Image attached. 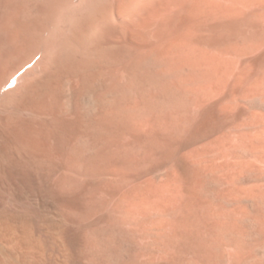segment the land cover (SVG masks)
I'll return each mask as SVG.
<instances>
[{
    "label": "rangeland",
    "instance_id": "rangeland-1",
    "mask_svg": "<svg viewBox=\"0 0 264 264\" xmlns=\"http://www.w3.org/2000/svg\"><path fill=\"white\" fill-rule=\"evenodd\" d=\"M112 2L0 0V264H264V94L236 96L212 122L224 94L199 104L109 43Z\"/></svg>",
    "mask_w": 264,
    "mask_h": 264
},
{
    "label": "bare ground",
    "instance_id": "bare-ground-1",
    "mask_svg": "<svg viewBox=\"0 0 264 264\" xmlns=\"http://www.w3.org/2000/svg\"><path fill=\"white\" fill-rule=\"evenodd\" d=\"M14 2V1H13ZM22 5V4H21ZM1 6V5H0ZM24 6V5H23ZM26 7V6H25ZM24 8V7H22ZM21 9V8H20ZM6 10V9H5ZM59 10V9H58ZM4 11V10H3ZM24 11H22L23 13ZM16 13V12H15ZM27 14V13H25ZM110 20L109 43L114 47H126L133 51L138 61L150 62L158 73L181 92L203 99L224 94L216 106L202 114L210 119L219 111H228L236 96L264 94V0H113L107 12ZM10 15V14H9ZM23 15V14H21ZM25 16V15H24ZM8 17V16H7ZM11 17V16H10ZM19 17V16H18ZM17 19H21L18 18ZM1 18V17H0ZM15 18V17H14ZM12 18V19H14ZM9 19V18H8ZM23 19V18H22ZM85 21V20H84ZM22 22V21H21ZM3 16L0 27L8 30ZM16 23V22H15ZM14 25V24H13ZM25 25V24H24ZM33 25V23H32ZM10 26V25H9ZM23 26V25H22ZM14 27V26H13ZM0 28V29H1ZM15 28V27H14ZM2 29V30H3ZM32 29V28H31ZM24 30V28H23ZM8 32V31H6ZM5 32V33H6ZM13 33V32H12ZM18 38L19 28L13 33ZM3 34V33H2ZM8 34V33H7ZM6 34V35H7ZM9 35V34H8ZM30 35V34H29ZM26 37V36H25ZM6 38V37H5ZM12 39V37H11ZM12 41V40H11ZM10 41V42H11ZM13 42V41H12ZM15 42V41H14ZM13 42V43H14ZM3 43V42H2ZM16 43V42H15ZM9 45V44H8ZM112 47V48H114ZM115 47V48H117ZM110 48V46H109ZM125 48V49H126ZM3 49V48H1ZM11 49V48H10ZM120 49V48H118ZM124 49V48H123ZM106 50V49H105ZM104 50V51H105ZM111 50V49H109ZM107 50V51H109ZM114 50V49H112ZM117 50V49H116ZM116 50H114L116 52ZM5 51V49L3 50ZM121 52V51H120ZM129 52V51H128ZM108 52H106L107 54ZM124 53V52H122ZM129 55L131 52H129ZM7 54V53H6ZM10 54V53H8ZM14 54V53H13ZM103 54V53H102ZM113 54V52L111 53ZM110 54V56H112ZM121 54V53H120ZM128 54V53H126ZM12 55V54H11ZM109 55V54H108ZM116 57L117 54L115 53ZM114 56V55H113ZM119 56V55H118ZM122 56V55H121ZM126 55H124L125 57ZM8 57V56H7ZM17 57V56H15ZM120 57V56H119ZM122 57V60H125ZM129 57V56H127ZM132 57V56H131ZM109 58V56H108ZM115 58V57H114ZM118 58V57H117ZM116 58V59H117ZM121 58V57H120ZM120 58L117 61L121 60ZM112 59V57L110 58ZM109 59V60H110ZM127 59V58H126ZM130 59V58H128ZM14 60V59H13ZM21 61V60H20ZM103 61V60H102ZM115 61V60H114ZM116 61V62H117ZM130 63V60H128ZM132 61V60H131ZM102 63V62H101ZM107 63V62H104ZM119 63V62H118ZM145 63V62H144ZM13 64V63H12ZM113 64V63H112ZM123 63H119L122 65ZM126 64V63H125ZM140 64V63H139ZM143 64V63H142ZM116 65H118L116 63ZM145 65V64H144ZM13 66V65H12ZM77 66V65H75ZM88 66V65H86ZM124 66V64H123ZM146 66V65H145ZM70 67V66H69ZM106 67V65H105ZM121 67V66H119ZM118 67V68H119ZM130 67V66H129ZM150 67H152L150 65ZM102 68V67H101ZM109 68V67H108ZM132 68V67H131ZM9 69V68H8ZM67 69V68H66ZM104 69V68H103ZM115 70V69H114ZM122 70V68H121ZM6 56L0 53V81L7 74ZM79 71V70H78ZM94 71V70H93ZM120 71V70H119ZM137 71V70H136ZM139 71V70H138ZM152 71V69H151ZM150 71V72H151ZM156 71V72H157ZM87 72V71H86ZM91 72V70H90ZM96 72V71H95ZM98 72V71H97ZM92 73V72H91ZM107 73V72H106ZM115 73V72H112ZM66 74H69L68 72ZM93 74V73H92ZM111 74V73H110ZM126 74V73H125ZM128 74V73H127ZM155 74V73H154ZM157 74V73H156ZM88 75V74H87ZM99 75V74H98ZM102 75V74H101ZM106 75V74H105ZM117 71H116V74ZM7 76V75H6ZM91 76V75H90ZM96 76V75H95ZM155 76V75H154ZM80 77V76H79ZM121 78V76H119ZM149 77V76H148ZM64 78V77H63ZM146 78V77H145ZM144 78V79H145ZM157 78V77H156ZM137 79V78H136ZM143 79V80H144ZM161 79V78H160ZM56 80V79H55ZM158 80V79H157ZM164 80V79H163ZM146 81V80H145ZM150 81V80H149ZM60 82V81H58ZM2 83V82H1ZM0 83V84H1ZM162 83H166L162 82ZM169 84V83H167ZM170 84V85H171ZM24 85V84H23ZM58 85V84H57ZM154 85V84H153ZM72 86V85H71ZM167 86V85H166ZM169 86V85H168ZM123 87V86H122ZM158 87V86H157ZM171 87V86H169ZM151 88V87H150ZM138 89V88H137ZM60 90V89H59ZM153 90V89H152ZM166 91V90H165ZM178 91V92H179ZM55 92V91H54ZM62 92V91H61ZM149 92V91H148ZM156 92V91H155ZM159 92V91H158ZM162 92V91H161ZM177 92V93H178ZM102 93V92H101ZM150 93V92H149ZM183 94V93H182ZM186 95V96H187ZM188 95V96H189ZM34 96V95H33ZM146 96V95H145ZM143 96V97H145ZM152 96V95H151ZM102 97V95H101ZM174 97V96H173ZM239 97V96H238ZM51 98V97H50ZM147 97H145L146 100ZM222 98V97H221ZM240 98V97H239ZM246 98V97H245ZM249 98V97H248ZM35 99V97H34ZM38 99V98H37ZM56 99V98H55ZM130 99V98H129ZM144 99V98H143ZM164 99V98H163ZM217 99V97H216ZM244 99V98H242ZM247 99V98H246ZM10 100V99H9ZM65 100V99H64ZM116 100V99H115ZM120 100V99H119ZM160 100V99H159ZM170 100V99H169ZM186 100V99H185ZM43 101V100H42ZM56 101V100H55ZM142 101V100H141ZM162 101V100H161ZM171 101V100H170ZM206 101V100H205ZM215 101V100H214ZM244 101V100H243ZM92 102V101H91ZM202 102V103H201ZM32 103V102H31ZM35 103V102H34ZM133 103V102H132ZM137 103V102H135ZM145 103V102H144ZM143 103V104H144ZM149 103V102H148ZM147 103V104H148ZM154 103V102H152ZM150 103L149 105H152ZM157 103V102H156ZM187 103V102H186ZM189 103V102H188ZM47 104V103H46ZM128 104V103H127ZM204 104V103H203ZM43 105V104H42ZM41 105V106H42ZM55 105V104H54ZM117 105V104H116ZM136 105V104H135ZM158 105V104H157ZM156 105V106H157ZM30 106V105H29ZM130 106V105H129ZM141 106V105H140ZM139 106V107H140ZM144 106V105H143ZM201 106V105H200ZM206 106V105H205ZM212 106V105H211ZM87 107V106H86ZM115 107V106H114ZM117 107V106H116ZM119 107V106H118ZM133 108L135 106H132ZM138 107V108H139ZM57 108V107H56ZM137 107H135L136 109ZM141 108V107H140ZM144 108V107H143ZM192 108V107H191ZM241 108V107H240ZM247 108V107H246ZM245 108V110H246ZM8 109V108H7ZM26 109V108H25ZM24 109V110H25ZM45 109V108H44ZM104 109V108H103ZM116 109V108H115ZM124 109V108H123ZM158 109V107H157ZM168 109V108H167ZM197 109V108H196ZM200 109V108H199ZM232 109V107H231ZM16 110V109H15ZM42 110V109H41ZM48 110V109H46ZM62 110V109H61ZM141 110V109H140ZM143 110V109H142ZM151 110V109H150ZM149 110V111H150ZM160 110V109H159ZM243 110V109H242ZM50 111V110H49ZM54 111V110H53ZM117 111V110H115ZM122 111V109H121ZM121 111L119 113H121ZM133 111V110H132ZM147 111V110H146ZM145 111V115H146ZM168 111V110H167ZM204 111V109H203ZM6 112V111H5ZM14 112V111H13ZM23 112V111H22ZM28 112V111H27ZM30 112V111H29ZM107 112V111H104ZM109 112V111H108ZM107 112V113H108ZM136 112V111H135ZM138 112V111H137ZM136 112V113H137ZM153 112V111H152ZM151 112V115H152ZM155 112V111H154ZM159 112V111H158ZM163 112V111H162ZM171 112V111H169ZM222 112V113H225ZM230 112V111H229ZM242 112V111H241ZM20 113V111H19ZM129 113V112H128ZM239 113V112H238ZM10 114V113H9ZM106 113H104L105 115ZM123 114V113H121ZM120 114V116H121ZM131 114V115H130ZM125 115L132 116V113ZM143 114V113H142ZM150 114V112H148ZM160 114V113H159ZM169 114V113H168ZM167 114V115H168ZM171 114V113H170ZM201 114V115H202ZM244 114V113H243ZM242 114V115H243ZM20 115V114H19ZM103 115V116H104ZM107 115V114H106ZM105 115V116H106ZM116 115V114H115ZM123 114V116H125ZM144 115V116H145ZM150 115V116H151ZM200 115V116H201ZM202 115V116H203ZM224 120L233 122L234 116L225 113ZM241 115V114H240ZM2 116V115H1ZM41 115H39L40 117ZM55 116V115H54ZM92 116V115H91ZM111 116V115H110ZM136 116V115H135ZM138 116V115H137ZM149 115H147L148 117ZM153 116V115H152ZM175 116V115H174ZM239 116V114H238ZM246 116V115H245ZM254 116V115H253ZM252 116V117H253ZM8 117V116H7ZM27 117V116H26ZM36 117V116H35ZM38 117V116H37ZM108 117V116H107ZM112 117V116H111ZM139 117V116H138ZM143 117V116H141ZM172 117V116H171ZM216 117V116H215ZM219 117V116H218ZM5 118V117H4ZM21 118V117H20ZM44 118V117H43ZM73 118V117H72ZM97 118V117H96ZM103 118V117H102ZM118 118V117H117ZM122 118V117H120ZM130 118V117H128ZM162 118V117H161ZM168 118V117H167ZM166 118V120H167ZM205 120V117H202ZM201 118V119H202ZM249 118V116H248ZM56 119V118H55ZM61 119V118H60ZM64 119V118H63ZM125 119V117H124ZM135 119L132 118L130 122ZM141 119V118H140ZM159 119V116H158ZM174 119V118H173ZM185 119V118H183ZM199 119V118H198ZM207 119V118H206ZM209 119V120H210ZM216 119V118H215ZM215 119H212L214 122ZM236 119V118H235ZM47 120V119H46ZM118 120V119H117ZM137 120V119H135ZM145 120V119H144ZM151 120V119H150ZM149 120V121H150ZM154 120H156L154 118ZM176 120V118H175ZM197 120V119H196ZM211 123V121H209ZM17 121V120H16ZM48 121V120H47ZM107 121V119H106ZM105 121V122H106ZM112 121H114L112 119ZM121 121V119H120ZM124 120L122 119L121 122ZM139 121V119H138ZM148 121V120H147ZM146 121V122H147ZM164 122V119L162 120ZM168 121V120H167ZM171 121V120H170ZM174 121V120H173ZM188 121V120H187ZM206 121V120H205ZM220 121V120H219ZM238 121V120H236ZM256 121V120H255ZM56 122V120H55ZM125 122V121H124ZM129 122V123H130ZM145 122V123H146ZM156 122V121H155ZM197 122V121H196ZM226 122V123H228ZM241 122V121H240ZM5 123V122H4ZM14 122H12L13 124ZM46 123V122H45ZM52 123V122H51ZM120 123V122H118ZM149 123V122H148ZM170 123V122H169ZM168 123V124H169ZM180 123V121H179ZM182 123V122H181ZM201 123V122H200ZM236 123V122H235ZM11 124V125H12ZM79 124V123H78ZM105 124V123H104ZM124 124V123H123ZM140 124V123H139ZM150 124V123H149ZM165 124V123H164ZM175 124V122H174ZM184 124V123H183ZM214 124V123H212ZM240 124V123H239ZM242 124V123H241ZM240 124V125H241ZM4 125V124H3ZM6 125H9L6 123ZM17 126L19 124H16ZM103 125V124H102ZM106 125V124H105ZM143 125V124H141ZM176 125V124H175ZM189 125V124H188ZM196 125V124H195ZM202 124H199V126ZM232 125V124H231ZM236 125V124H233ZM238 125V124H237ZM107 126V125H106ZM113 126V124H112ZM125 126V125H124ZM129 126V125H128ZM151 126V125H149ZM203 126V125H202ZM217 126V125H216ZM245 126V125H244ZM3 127V126H2ZM6 128V126H4ZM20 127V126H19ZM18 127V128H19ZM47 127V126H46ZM101 127V126H100ZM123 127V126H122ZM134 127V125H133ZM137 127V123H135ZM148 127V126H147ZM169 127V126H168ZM247 127V126H246ZM12 128V127H11ZM10 128V129H11ZM15 128V126H14ZM17 130V129H14ZM27 128V126L25 127ZM39 128V127H38ZM77 128V127H76ZM109 128V127H108ZM144 128V127H143ZM190 128V127H189ZM201 128V127H200ZM199 128V130H201ZM235 128H238L235 126ZM9 129V128H8ZM7 129V132H8ZM20 129V128H19ZM29 129V127H28ZM34 129V128H33ZM83 129V128H82ZM105 129V128H104ZM120 129V128H119ZM125 129V127H124ZM169 129V128H167ZM191 129V128H190ZM212 129V128H211ZM218 129V128H216ZM232 129V128H231ZM6 130V129H5ZM5 130L3 132H5ZM21 130V129H20ZM106 130V129H105ZM137 130V129H136ZM175 130V129H174ZM193 130V129H191ZM198 130V129H196ZM195 130V131H196ZM198 130V131H199ZM226 130V129H225ZM264 130V129H262ZM30 131V130H29ZM28 131V133H29ZM118 131V130H117ZM132 131V130H131ZM203 131V130H202ZM10 132V131H9ZM23 132V131H22ZM34 132V131H33ZM54 131H52L53 133ZM56 132V131H55ZM115 132V131H114ZM148 132V130L146 131ZM145 132V133H146ZM187 132V131H186ZM190 132V131H189ZM253 132V131H252ZM12 133V132H11ZM25 133V132H24ZM177 133V132H176ZM202 133V132H200ZM258 133V132H257ZM256 133V134H257ZM16 133H14L15 135ZM21 134V132L19 133ZM18 134V135H19ZM121 134V133H120ZM131 134V133H130ZM143 134V133H142ZM148 134V133H147ZM150 134V132H149ZM169 134V133H168ZM204 134V133H203ZM225 134V133H224ZM236 134V133H235ZM246 137L248 138L247 133ZM242 134V135H243ZM7 135V134H6ZM13 135V136H14ZM16 135V137L18 136ZM24 135V134H23ZM26 135V134H25ZM35 135V134H33ZM32 135V136H33ZM50 135V134H49ZM146 135V134H145ZM166 135V134H165ZM193 135V134H191ZM201 134H199L200 136ZM255 135V134H254ZM260 136V134L258 133ZM1 136V135H0ZM116 136V135H115ZM118 136V135H117ZM123 136V135H122ZM121 136V137H122ZM143 136V135H142ZM185 136V135H184ZM187 136V135H186ZM196 136V134H195ZM198 136V137H199ZM240 136V135H239ZM251 136V135H250ZM262 136V135H261ZM4 137V136H3ZM2 137V138H3ZM21 137V136H20ZM24 137V136H23ZM71 137V135H70ZM149 137V135H148ZM181 137V136H180ZM208 137V136H207ZM10 138V137H9ZM15 138V137H14ZM31 138V137H30ZM34 139V137H32ZM116 138V137H115ZM128 138V137H127ZM146 138V137H144ZM164 138V137H163ZM173 138V136H172ZM171 138V139H172ZM193 138V137H192ZM210 138V137H209ZM234 138V136H229ZM244 138V136H243ZM247 138H244L247 140ZM253 138V137H252ZM1 139V137H0ZM24 139V138H23ZM133 139V138H132ZM131 139V140H132ZM177 139V138H175ZM179 139V138H178ZM204 139V138H203ZM264 139V138H263ZM2 140V139H1ZM7 140V139H6ZM14 140V139H13ZM16 140V139H15ZM22 140V139H21ZM37 140V139H35ZM138 140V139H136ZM142 140V139H141ZM152 140V139H151ZM156 140V139H155ZM159 140V139H158ZM167 140V138H166ZM186 140V139H185ZM214 140V139H213ZM219 140V139H218ZM217 140V141H218ZM221 140V139H220ZM242 140V141H245ZM4 141V140H3ZM8 141V140H7ZM10 141V140H9ZM8 141V142H9ZM12 141V140H11ZM135 141V140H134ZM144 141V139H143ZM147 141V140H146ZM154 141V140H153ZM177 141V140H176ZM191 141V140H190ZM227 141V140H226ZM248 141V140H247ZM53 142V141H52ZM152 142V141H151ZM224 142V141H221ZM24 143V142H23ZM55 143V142H54ZM63 143V142H62ZM140 143V142H139ZM154 143V142H153ZM178 143H180L178 141ZM190 143V142H189ZM200 143V142H199ZM245 143V142H244ZM6 144H8L6 142ZM5 144V145H6ZM14 144V143H13ZM34 144V143H32ZM30 142V145H32ZM134 144V143H133ZM205 144V142H204ZM228 145V143H226ZM22 145V144H21ZM36 145V144H35ZM55 145V144H54ZM57 145V144H56ZM176 145V144H175ZM174 145V146H175ZM185 145V144H184ZM200 145V144H199ZM242 145V144H241ZM249 145V143H248ZM129 146V145H128ZM147 146V145H146ZM150 146V144H149ZM181 146V145H180ZM194 146V145H193ZM192 146V150H193ZM197 146V145H196ZM223 146V145H222ZM221 146V147H222ZM3 147V146H2ZM24 147V145H23ZM27 147V146H26ZM53 147V146H52ZM62 147V146H61ZM125 147V146H124ZM202 147V146H201ZM200 147V148H201ZM31 148V147H30ZM34 148V146L32 147ZM42 148V147H41ZM177 148V147H176ZM2 149V148H1ZM57 149V148H56ZM111 149V148H110ZM131 149V148H130ZM134 149V148H133ZM136 149V148H135ZM134 149V150H135ZM27 150V149H26ZM34 150V149H33ZM118 150V149H117ZM139 151L141 149H138ZM137 150V151H138ZM144 150V149H142ZM146 150V149H145ZM144 150V152H145ZM211 150V149H210ZM242 150V149H241ZM17 151V150H16ZM37 152V150H35ZM57 151V150H56ZM138 151V152H139ZM149 151V149H148ZM196 151V150H195ZM137 152V153H138ZM225 152V150H224ZM35 153V152H33ZM40 153V152H39ZM39 153L38 156L40 155ZM116 153V150H115ZM119 153V151H118ZM117 153V154H118ZM123 153V152H122ZM182 153V152H181ZM220 153V152H219ZM257 153V152H256ZM259 153V152H258ZM32 154V153H31ZM36 154V156H37ZM43 154V153H41ZM55 154V153H54ZM129 154V153H128ZM133 154V153H132ZM131 154V155H132ZM140 154V153H139ZM160 154V153H159ZM221 154V153H220ZM244 154V153H242ZM35 155V154H33ZM145 155V154H144ZM153 155V154H152ZM245 155V154H244ZM112 156V155H111ZM116 156V155H115ZM118 156V155H117ZM137 156V155H136ZM141 156V155H140ZM195 156V155H194ZM215 156V155H214ZM55 157V156H54ZM130 157V156H129ZM145 157V156H144ZM148 157V156H147ZM213 157V156H212ZM219 157V156H218ZM225 157V156H224ZM34 158V157H33ZM36 158V157H35ZM52 158V157H51ZM57 158V157H56ZM107 158V157H106ZM109 158V157H108ZM137 158V157H136ZM156 158V156H155ZM196 158V156H195ZM264 158V157H263ZM28 158H26L27 160ZM44 159V158H43ZM55 159V158H54ZM114 159V158H113ZM130 159V158H129ZM128 159V160H129ZM148 159V158H147ZM146 159V160H147ZM154 159V158H151ZM150 159V160H151ZM200 159V158H199ZM31 160H34L31 158ZM161 160V159H159ZM158 160V162H159ZM234 160V159H233ZM245 160V159H244ZM264 160V159H263ZM108 161V160H107ZM112 161V160H111ZM136 161V159H135ZM139 161V160H138ZM148 161V160H147ZM191 161V160H190ZM203 161V160H202ZM217 161V160H216ZM237 161V160H236ZM17 162V161H16ZM21 162V161H20ZM142 162V161H141ZM150 162V161H149ZM152 162V161H151ZM150 162V163H151ZM213 162V161H212ZM15 163V161H14ZM18 163V162H17ZM28 163V162H27ZM111 163V162H110ZM138 163V162H137ZM140 163V162H139ZM156 163V162H155ZM193 163V162H192ZM197 163V162H195ZM242 163V162H240ZM141 165L143 164L140 163ZM139 164V165H140ZM152 164V163H151ZM210 164V163H208ZM114 165V164H113ZM112 165V166H113ZM140 165V166H141ZM35 166V165H34ZM39 166V165H38ZM124 166V165H123ZM127 166V165H126ZM125 166V167H126ZM136 166V165H135ZM143 166V165H142ZM199 166V165H198ZM19 167V166H18ZM17 167V168H18ZM130 167V164H129ZM128 167V169H129ZM260 167V166H259ZM31 168V167H30ZM110 168V167H109ZM108 168V169H109ZM123 168V167H122ZM121 168V169H122ZM132 168V167H130ZM138 169L140 167H137ZM137 168H132L137 169ZM142 168V167H141ZM146 168V167H145ZM214 168V167H213ZM216 169V168H214ZM124 170V169H123ZM144 170V169H143ZM171 170V168H170ZM186 170V169H185ZM233 170V169H232ZM110 171V170H109ZM211 171V170H210ZM217 171V170H215ZM226 171V170H225ZM224 171V172H225ZM34 172V171H33ZM120 172V171H119ZM138 172V171H137ZM151 172V171H150ZM208 172V171H207ZM235 172V171H233ZM159 173H162L159 172ZM201 173V172H200ZM226 173V172H225ZM237 173V172H236ZM16 174V173H15ZM145 174V173H144ZM219 174V173H218ZM217 174V175H218ZM231 174V173H229ZM239 174V173H238ZM154 175H156L154 173ZM161 175V174H160ZM163 175V174H162ZM200 175V174H199ZM215 175V174H214ZM236 175V174H234ZM13 176V175H12ZM11 176V177H12ZM150 176V175H149ZM189 176V175H188ZM204 176V175H203ZM219 176V175H218ZM224 176V174H223ZM231 176V175H230ZM131 177V176H130ZM156 177V176H155ZM154 177V178H155ZM176 177V176H175ZM195 177V176H194ZM214 177V176H212ZM246 177V176H245ZM147 178V177H145ZM181 178V177H180ZM187 178V177H186ZM198 178V177H197ZM201 178V177H200ZM227 178V176H226ZM231 178V177H230ZM12 179V178H11ZM141 179V178H140ZM228 179V178H227ZM175 180V179H174ZM183 180V179H181ZM218 179H216L217 181ZM220 180V179H219ZM184 181V180H183ZM214 181V180H213ZM231 181V180H230ZM236 181V180H234ZM220 182V181H219ZM178 183V182H177ZM193 183V182H192ZM180 184V183H179ZM197 184V183H196ZM195 184V185H196ZM155 185V184H154ZM165 185V184H164ZM192 185V184H191ZM194 185V184H193ZM199 185V184H198ZM239 185V184H238ZM173 186V185H172ZM169 186V187H172ZM206 186V185H205ZM144 187V186H142ZM154 187V186H153ZM167 187V186H165ZM198 187V186H197ZM202 187V186H201ZM151 188V187H149ZM161 188V187H160ZM205 188V187H204ZM148 189V188H147ZM152 189V188H151ZM178 189L175 188L174 191ZM196 189V188H195ZM200 189V188H199ZM219 189V188H218ZM144 190V189H143ZM157 190V189H156ZM160 190V189H159ZM163 190V189H162ZM173 190V189H172ZM179 190V189H178ZM201 190V189H200ZM146 191V190H145ZM154 191V190H153ZM171 191V190H170ZM173 191V192H174ZM248 191V190H247ZM157 192V191H155ZM133 193V192H132ZM131 193V194H132ZM137 193V192H136ZM161 194L160 192H157ZM166 193V192H165ZM171 193V192H169ZM128 194V193H127ZM131 194H129L131 196ZM141 194H143L141 192ZM150 194V193H149ZM261 194H263L261 192ZM124 195V194H123ZM135 195V194H134ZM132 195V196H134ZM145 195V193H144ZM147 195V194H146ZM152 197V194H150ZM149 195V196H150ZM159 194H156L158 196ZM164 195V192H163ZM162 195V197H163ZM147 196V197H149ZM160 196V195H159ZM165 196V195H164ZM234 196V195H233ZM232 196V197H233ZM146 197V198H147ZM116 198V197H115ZM155 198V197H154ZM161 198V197H160ZM166 198V197H163ZM162 198V199H163ZM133 199V198H132ZM148 199V198H147ZM146 199V201H147ZM151 199V198H150ZM158 199V198H157ZM156 199V200H157ZM200 199V198H199ZM136 198L131 203L137 205ZM131 201V200H130ZM159 201V200H158ZM168 200L166 199V202ZM174 201V200H173ZM203 201V200H202ZM228 201V200H227ZM243 201V200H242ZM129 202V201H128ZM187 202V201H186ZM196 202V201H195ZM224 202V201H223ZM256 202V200H255ZM140 203V202H139ZM155 203V202H154ZM164 200L162 203L164 205ZM185 203V202H184ZM236 203V202H235ZM122 204V203H121ZM160 204V203H159ZM166 204V203H165ZM228 204V203H227ZM240 204V203H239ZM120 205V204H119ZM127 205V204H126ZM140 205V204H139ZM148 205V204H147ZM145 205V206H147ZM162 205V206H163ZM232 205V204H229ZM161 206V207H162ZM177 206V205H176ZM191 206V205H190ZM198 206V205H197ZM200 206V205H199ZM208 206V205H207ZM238 206V205H237ZM246 206V205H245ZM130 207V206H129ZM139 207V206H137ZM149 207V206H147ZM151 207V206H150ZM202 207V206H201ZM226 207V206H225ZM146 208V207H145ZM160 208V207H159ZM158 208V209H159ZM217 208V207H216ZM161 209V208H160ZM159 209V210H160ZM223 209V208H221ZM127 210V209H126ZM134 211V209H132ZM201 210V209H200ZM207 210V209H205ZM224 210V209H223ZM147 211V210H146ZM157 211V210H156ZM160 212V211H159ZM209 212V211H208ZM215 212V211H214ZM222 212V211H221ZM237 212V211H236ZM240 212V211H239ZM245 213V211H243ZM150 213V212H149ZM162 213V212H161ZM166 213V212H165ZM260 213V212H259ZM131 214V213H130ZM129 214V215H130ZM136 214V213H135ZM157 214V213H156ZM232 214V212L228 213ZM247 214V213H245ZM137 215V214H136ZM216 215V214H215ZM133 216V215H132ZM206 216V215H205ZM243 216V215H242ZM259 216V215H258ZM260 217V216H259ZM237 218V217H236ZM245 218V216H244ZM250 218V217H249ZM254 218V217H253ZM252 218V219H253ZM142 219V218H141ZM166 219V218H165ZM233 219V218H232ZM246 219V218H245ZM263 219V218H262ZM243 220V219H242ZM255 220V218H254ZM130 221V220H129ZM140 221V220H139ZM182 221V220H181ZM224 221V220H223ZM227 221V220H225ZM162 222V221H161ZM228 222V221H227ZM146 223V222H145ZM158 223V222H157ZM176 223V222H175ZM179 223V222H178ZM184 223V222H183ZM243 223V222H242ZM257 223V222H256ZM182 224V223H181ZM224 224V223H223ZM235 224V223H234ZM260 224V223H259ZM241 225V224H240ZM258 225V224H257ZM145 226V225H144ZM238 226V223H237ZM140 228V227H139ZM146 230V229H145ZM151 230V229H150ZM148 232V231H146ZM139 233V232H138ZM153 234V233H152ZM149 235V234H148ZM160 237V236H159ZM144 239V238H143ZM144 241V240H143ZM147 241V240H146ZM240 241V240H239ZM247 241V239H246ZM149 242V241H148ZM248 242V241H247ZM149 246V245H148ZM264 247V246H263ZM262 248V247H261ZM264 254V253H263ZM145 256V255H144ZM153 257V256H152ZM240 257V256H239ZM144 260V259H143ZM150 261V260H149ZM238 261V260H237ZM241 262V261H240ZM146 263V262H145ZM150 264V263H149Z\"/></svg>",
    "mask_w": 264,
    "mask_h": 264
}]
</instances>
